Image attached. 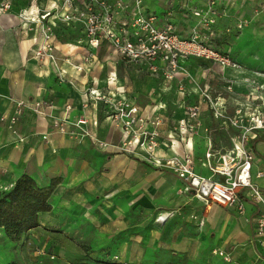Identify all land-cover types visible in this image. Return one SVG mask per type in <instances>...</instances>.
<instances>
[{
	"label": "crops",
	"instance_id": "1",
	"mask_svg": "<svg viewBox=\"0 0 264 264\" xmlns=\"http://www.w3.org/2000/svg\"><path fill=\"white\" fill-rule=\"evenodd\" d=\"M4 1L9 2V7L0 8V192L9 190L22 175L30 176L42 187L52 180L55 184L50 197V210L39 214V226L24 234L18 245L23 247L34 234L39 233V229L58 224L63 217L59 210L74 204L79 207V211L73 218L67 216V223L79 222L84 218L92 219L87 216L88 206L84 203V195L107 192L112 197H120L116 201L117 214L122 209L140 206L147 209L156 208L158 213L172 212L182 218L187 223L186 227H180L171 233L170 242L165 246L176 253L187 252L193 255L200 249H217L227 254L234 264H264V244L254 237L255 223L261 209L251 202L246 190L239 196L244 207L242 213L233 208L206 205L190 193L180 194V191L185 189V182L174 173L157 168L141 169L133 158L127 159L117 154L105 157L94 148L92 137L81 134L78 127L70 126L84 117L86 124L81 128L88 129L94 138L104 135L106 127L103 123L99 127V123L97 125V120L93 118L98 119L99 113L95 104L88 102L86 94H82L85 82L81 73L77 72L79 75L75 87L61 85L54 88L48 67L39 65L34 55L38 41L32 32L30 37H27L32 22L20 17L22 12L25 15L36 13L33 9L34 0L31 1L29 10V7L24 8L21 5L22 0H0V3ZM217 1L220 3L221 15L213 27L212 42L222 52L231 49V52L226 53L244 67L240 70L222 68L218 64L193 57L179 61L182 67L186 65L190 69H197L195 78H200L201 85H185V104L180 101L173 104L175 112L179 114L176 120L183 117L184 106L199 103L202 127L207 126L202 118L207 106L199 101V94L203 90L209 95L210 92L215 94L213 98L224 110L225 98L220 92L222 88L225 89L222 80L225 76L232 77L235 80L233 88L241 92L243 80L253 79L254 74L264 75V0ZM143 5L146 12L156 13L157 9L161 10L159 22H170L181 37L190 36L195 20L190 14L189 17H184L182 0H143ZM189 5L200 8L204 4L198 1ZM47 6L49 8L51 5ZM47 21L50 23V20ZM238 22L243 25L240 31L235 29ZM61 26L62 32L75 36L68 43L61 45L62 56H76L81 59L95 52V49L86 47L78 28L63 24ZM227 27H230L231 32H226ZM103 58L111 67L114 66L113 61H125L114 55L103 56L102 62ZM92 60L97 62L93 56ZM176 75L175 80L181 74ZM116 79L114 84L109 82L115 87L111 92L113 94L117 91L116 95L124 96L121 94L128 93V89L120 85V79ZM94 81V88L105 85L97 79ZM116 85L121 86V89ZM176 90V93H181ZM86 101L90 108L83 107ZM239 101L241 99L236 102ZM18 102H23L20 115H16ZM139 106L140 114L147 119L155 116L160 128L161 120L157 117L159 115L154 114L148 107ZM159 107L158 105L154 110L160 111L162 108ZM148 111L151 115L146 116ZM13 118H16L14 122ZM60 123L67 126L66 130L71 127V130L78 134L71 136L70 133H60L56 129V124ZM108 126L112 127L109 123ZM171 130L169 128L161 134L162 150H159L160 154L157 153L162 155V158L158 159L175 154H190L194 173L205 178L222 180L221 176L212 174L204 158L208 139L216 149L211 135L201 128L196 134L180 138ZM247 146L254 154L251 180L264 195V128L255 131ZM216 151L221 152L217 149ZM216 163L214 157L211 164ZM100 167L102 172L96 173ZM257 174L260 176L257 177ZM111 216L114 218L107 213L105 222H114ZM93 219V222L98 223L97 219ZM166 222L167 218H164L159 224ZM159 238V233L150 235L146 247L157 244ZM19 253L25 255L23 248Z\"/></svg>",
	"mask_w": 264,
	"mask_h": 264
},
{
	"label": "rangeland",
	"instance_id": "2",
	"mask_svg": "<svg viewBox=\"0 0 264 264\" xmlns=\"http://www.w3.org/2000/svg\"><path fill=\"white\" fill-rule=\"evenodd\" d=\"M31 1L22 0L21 5L24 8L29 7L27 8L29 10ZM65 1L34 0L35 14L20 13V17L32 22L29 25L30 30L26 27L28 30L27 37H30V32H32L38 41L34 55L38 51L41 52V55H35L39 65L48 67L51 85L54 88L61 85L75 87L74 85L78 82V73L84 76L85 85L82 94H86L88 102H93L97 108L99 118L93 117L97 120V125L99 123V127H101V123H103V126L106 127H104V135L99 136V138L98 136L94 138L88 129L81 128L82 125H79L77 129L81 134L92 137L93 146L97 151L103 153L105 157L117 154L127 159L133 158L132 160L136 161L141 169L145 167L156 169L157 167L151 160L149 161V158H162V155H158L161 153L159 150H162L160 149L161 134H164L169 128L172 129L171 131H175L178 112H175L173 104L179 103V101L181 104H185V85L196 84L200 87V78L199 80L195 78L197 69H190L186 65L182 67L179 63L177 73L181 75H178L180 77L175 80L177 73L172 74L171 78L167 79L158 73L149 72L144 63L113 61L114 66L111 67L105 58H103V62L101 60L103 56H112L109 47L102 43L92 55L88 56L89 59L83 64V71H79L76 68L79 64V58L61 55V51H63L61 45L68 43L75 37L68 32L61 31L60 14L65 7ZM47 5L53 7L49 9L50 6L48 8ZM160 12L161 10L157 9L156 14L160 15ZM47 20H50V23ZM225 52H231V49H227ZM92 56L97 59V62L92 60ZM187 58L189 57L185 59ZM240 66L241 68L244 67ZM254 76L253 79L243 80L241 92L233 88L235 80L232 77L225 76L222 79L225 89L222 88L220 95L225 98V109L221 111L219 116L214 114L209 102L202 99L199 94V101L203 102L202 105L207 106L203 111L204 116H202L207 126L202 127L201 124L199 130L202 128L206 134L211 135L216 149L222 153L232 150L233 139L241 134L240 128L235 127L232 123L235 118L240 117V125L249 127L252 125L254 116L259 113L264 114V75L254 74ZM116 78L120 79L119 83H122L120 85L125 86L129 94L124 92L121 94L124 96H119L116 95L117 91L112 94L111 91L115 90V87L109 82L114 84ZM95 79L102 82L101 84L105 83L104 87L94 88L92 82H95ZM176 89L180 90L181 93H176ZM91 91H94L92 95ZM95 91L98 92L95 93ZM210 93L211 95L207 94L208 97L215 100L213 98L215 94ZM239 99L241 101L236 102ZM88 102L83 104L84 108H90ZM138 104L144 108L148 107L154 114L159 115L157 117L161 120L160 128L155 116L152 119H147L140 114ZM132 105L138 107L136 116L141 117L143 122L126 126L125 122L128 120L126 115L128 108ZM158 105L162 109L155 111L154 109ZM195 105L199 107V119H201L200 105L199 103ZM186 108L187 106L182 108L183 116ZM148 112L150 113V111ZM149 113L145 115H151ZM79 119L85 121L83 125L86 124L84 117ZM94 122L96 123V121ZM108 123L112 127H109ZM65 133H70L71 136L78 134L75 130H71V127ZM153 133L157 135L156 139L159 141V145L148 152L149 143L147 141ZM101 172L100 167L96 173ZM47 184L44 187H55L53 180ZM2 191L5 192L6 190ZM180 194H189V192L183 188ZM118 199H120L119 195L112 197L107 192L84 195V203L88 206L87 216L92 219L86 220L84 218L79 222L67 223L66 217L73 218L79 211V207L74 204L68 208L60 209L59 212L63 215L60 222L39 229V233L34 234L31 240L23 244V247L18 245L22 237L18 241L10 240L11 242H9L8 238L5 239L6 235L0 228V264H234L232 261L225 263L219 257H215L209 249H200L192 255L187 252L176 253L165 247L170 242L171 233L180 227L185 228L187 223L179 216L173 215L172 212L158 213L156 208L147 209L132 206L129 209H122L117 214L115 211H118L116 209ZM107 213L114 216V218L110 217L114 222H105ZM162 217L163 219L167 218V222L163 225L159 224ZM93 218L97 219L98 223L93 222ZM156 233L160 234L157 244L147 248L145 244L148 237ZM22 248L25 255L19 253Z\"/></svg>",
	"mask_w": 264,
	"mask_h": 264
},
{
	"label": "built area",
	"instance_id": "3",
	"mask_svg": "<svg viewBox=\"0 0 264 264\" xmlns=\"http://www.w3.org/2000/svg\"><path fill=\"white\" fill-rule=\"evenodd\" d=\"M198 1L203 2V7L189 5ZM219 4L217 0H182L184 17H189L190 14L195 20L188 38L177 34L170 22L160 23L158 14L146 12L143 0H66L63 12L60 14V22L65 26L78 28L86 47L97 49L100 44L105 43L112 55L127 62L144 63L149 72L158 73L167 79L178 72L179 61L186 57L209 61L222 68L239 70L240 64L233 61L226 52L216 48L212 42L213 27L221 15ZM8 7V1L0 3L1 9ZM242 26V23L238 22L235 29L240 31ZM226 32H231L230 27L226 28ZM35 55L39 56L41 52L38 51ZM88 59V56L82 57L76 68L83 71V64ZM92 93L94 91H91V95ZM200 95L209 102L216 116L221 115L222 109L217 100H211L205 90ZM17 104L16 115H20L23 102ZM137 112L138 107L134 105L128 108L126 126L143 122L141 117L136 116ZM254 117L249 127L240 125V117L233 120V125L240 128L241 134L233 139V148L228 152L216 151L211 140L208 139L204 158L212 174L222 177L220 181L194 173L190 154L183 156L175 154L164 159L150 157L149 161L151 160L155 167L177 175L185 182V190L206 205L233 208L242 213L244 207L239 196L243 190H246L251 202L261 209L255 223L254 237L264 244V195L251 180L254 154L247 146L254 137L255 131L264 128V116L257 114ZM15 119L13 118L12 122ZM84 123L83 119H79L70 125L78 127ZM56 126L58 131L66 132L67 126L64 123ZM200 127L199 107L194 104L187 106L185 115L177 121L174 132L180 138H184L196 134ZM156 137L157 135L153 133L148 138V152L159 145ZM214 157L217 163L212 165L211 160ZM259 176L260 174H257V177ZM163 220L160 219V222ZM212 254L226 263L230 262V257L221 250L215 249Z\"/></svg>",
	"mask_w": 264,
	"mask_h": 264
},
{
	"label": "trees",
	"instance_id": "4",
	"mask_svg": "<svg viewBox=\"0 0 264 264\" xmlns=\"http://www.w3.org/2000/svg\"><path fill=\"white\" fill-rule=\"evenodd\" d=\"M52 189L22 175L9 190L0 192V228L9 240L18 241L38 226L39 214L50 210Z\"/></svg>",
	"mask_w": 264,
	"mask_h": 264
},
{
	"label": "bare ground",
	"instance_id": "5",
	"mask_svg": "<svg viewBox=\"0 0 264 264\" xmlns=\"http://www.w3.org/2000/svg\"><path fill=\"white\" fill-rule=\"evenodd\" d=\"M53 7V6H52ZM49 9H51V6H50V8ZM70 49V48H69ZM115 80V79H114ZM118 82V81H117ZM116 83V82H115ZM118 88L119 89H121L119 86H118ZM95 93H97V91H95ZM163 218V217H162Z\"/></svg>",
	"mask_w": 264,
	"mask_h": 264
}]
</instances>
